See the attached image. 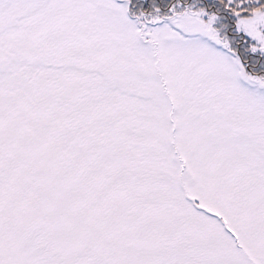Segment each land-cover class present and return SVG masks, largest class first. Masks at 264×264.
Instances as JSON below:
<instances>
[{
    "label": "snow or ice",
    "instance_id": "snow-or-ice-1",
    "mask_svg": "<svg viewBox=\"0 0 264 264\" xmlns=\"http://www.w3.org/2000/svg\"><path fill=\"white\" fill-rule=\"evenodd\" d=\"M0 264H264V0H0Z\"/></svg>",
    "mask_w": 264,
    "mask_h": 264
}]
</instances>
